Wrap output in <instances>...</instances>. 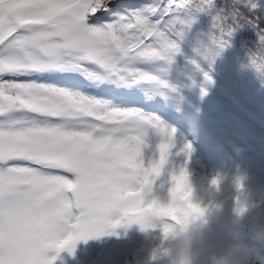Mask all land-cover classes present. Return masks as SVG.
<instances>
[{"label": "snow or ice", "instance_id": "obj_1", "mask_svg": "<svg viewBox=\"0 0 264 264\" xmlns=\"http://www.w3.org/2000/svg\"><path fill=\"white\" fill-rule=\"evenodd\" d=\"M259 9L256 0H0V264H54L119 225L156 227L152 214L171 219L160 225L167 237L202 214L186 166L192 145L173 153L176 129L157 98L183 99L170 74L200 14L212 26L186 57L193 71L211 82L197 57L213 62L247 26L257 35L251 64L264 74ZM165 171L166 204L147 198Z\"/></svg>", "mask_w": 264, "mask_h": 264}, {"label": "rangeland", "instance_id": "obj_2", "mask_svg": "<svg viewBox=\"0 0 264 264\" xmlns=\"http://www.w3.org/2000/svg\"><path fill=\"white\" fill-rule=\"evenodd\" d=\"M256 2L264 7V0H256ZM258 11L264 19V10L260 8ZM207 24H210V20L194 22L182 44L183 51L178 54L170 74L172 81L180 86L183 99L187 98L190 105L196 108L202 117H197L185 110L180 102L177 104L174 99L166 102L164 98L158 97L157 102L160 104L167 103V107L178 116L190 115L186 123H181L175 117H166L172 127L178 122L181 126L194 130L195 133V137L191 139L181 133L177 146L173 148V153H177L183 142L191 143L193 149L190 159H187L183 153L173 156L177 157L174 160L177 170H179V165L187 159L186 166L190 173L189 178L201 181L202 179L189 168L188 162L192 157L199 156V147H206L211 151L212 158L206 159L201 165L204 170V182L200 187H195L194 183H191L194 189L193 199L202 207H212L218 202H223V211L217 219L213 220L214 231L210 232V238L219 239L220 221L230 218L232 215L234 196L232 184L237 174L246 173L244 183L251 195L255 199L264 201V94L257 91L252 85V80L249 79V76L255 74L260 76L261 73L253 72L243 63H235L234 53H229L226 47L211 63L202 57H197L202 68L212 76L211 82L205 80L203 72L193 71V65L186 57L194 55L197 37L209 31L204 27L208 26ZM210 26L212 25L210 24ZM190 74L194 77L195 84H192ZM202 88H206L207 91L203 92ZM209 160L212 162L210 163ZM214 162L223 166L227 172H217L216 167L212 164ZM218 175L225 177L221 184V190H217V186L211 183L213 177ZM161 183L163 186L159 188L156 195L162 203L166 204L171 197L168 196L169 186L163 176L159 177L156 182L157 185H161ZM162 196L166 198L165 202H163V198H160ZM166 221L171 222V219L166 218ZM133 228L135 231H130L128 244H121L112 261L107 262V264H136L134 256L144 260L137 264H165L164 259L151 258L168 242L162 227L143 229L140 224L134 223ZM147 232L151 233V236L154 235L153 238L150 236L146 238ZM134 233L141 236L140 239H134ZM102 236H93V238L100 240ZM90 239L91 237L86 241L83 239L77 241L71 253H65L66 264L87 263L94 254V252L89 255L83 253L86 251ZM77 252H81L79 260L75 263L68 262V258L74 257ZM130 260L131 262H129ZM251 264H264V247L257 251Z\"/></svg>", "mask_w": 264, "mask_h": 264}, {"label": "clouds", "instance_id": "obj_3", "mask_svg": "<svg viewBox=\"0 0 264 264\" xmlns=\"http://www.w3.org/2000/svg\"><path fill=\"white\" fill-rule=\"evenodd\" d=\"M213 178H217L218 183H213V179L211 183L221 190L225 177L218 175ZM245 179L246 173L241 172L233 181L232 215L220 221L219 239L210 238V232L214 231L213 220L223 211V202L205 206L202 214L195 215L185 224H178L165 237L167 244L151 258L164 259L165 264H251L257 251L264 247V201L253 198ZM189 181L194 201L190 178ZM177 203L183 201L178 200ZM165 218L152 214L150 222L157 227L167 222Z\"/></svg>", "mask_w": 264, "mask_h": 264}, {"label": "trees", "instance_id": "obj_4", "mask_svg": "<svg viewBox=\"0 0 264 264\" xmlns=\"http://www.w3.org/2000/svg\"><path fill=\"white\" fill-rule=\"evenodd\" d=\"M227 2L228 0H218V3H227ZM260 16H261V22L264 23V19L262 18L261 13H260ZM205 19L210 20V24L212 25L211 17L208 14H200L199 18L196 21L201 22V21H204ZM210 24H207V25L210 26ZM238 40L241 43L238 42ZM230 45L235 48L238 56H242L246 58L249 64H251V54L255 52L256 49L258 48L256 32L251 27H247V26L239 28L236 30V32L231 37ZM228 51L229 53L232 52L231 49ZM254 76L251 78H253V82L255 86L257 87L258 90L264 91V74H263V77L256 75V74Z\"/></svg>", "mask_w": 264, "mask_h": 264}, {"label": "bare ground", "instance_id": "obj_5", "mask_svg": "<svg viewBox=\"0 0 264 264\" xmlns=\"http://www.w3.org/2000/svg\"><path fill=\"white\" fill-rule=\"evenodd\" d=\"M167 115H170V116H173V117H176V118H178L174 113H172V111L170 110V109H168L167 108ZM188 117H181V120L182 121H184V122H186V119H187ZM152 236H154V235H152ZM155 249L157 248L156 246L154 247ZM135 260H136V262L137 263H139V262H143L144 260L143 259H141V258H136L135 256L133 257ZM136 263V264H137ZM133 264H135V263H133Z\"/></svg>", "mask_w": 264, "mask_h": 264}]
</instances>
